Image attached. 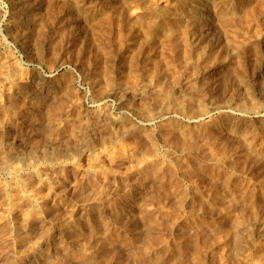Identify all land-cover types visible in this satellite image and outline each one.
I'll list each match as a JSON object with an SVG mask.
<instances>
[{
    "label": "rangeland",
    "instance_id": "rangeland-1",
    "mask_svg": "<svg viewBox=\"0 0 264 264\" xmlns=\"http://www.w3.org/2000/svg\"><path fill=\"white\" fill-rule=\"evenodd\" d=\"M0 264H264V0H0Z\"/></svg>",
    "mask_w": 264,
    "mask_h": 264
}]
</instances>
